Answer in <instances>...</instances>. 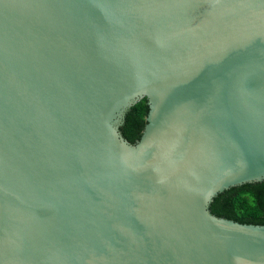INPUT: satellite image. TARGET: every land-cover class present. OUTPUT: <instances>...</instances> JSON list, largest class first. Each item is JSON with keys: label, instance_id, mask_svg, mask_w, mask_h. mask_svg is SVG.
Here are the masks:
<instances>
[{"label": "water", "instance_id": "obj_1", "mask_svg": "<svg viewBox=\"0 0 264 264\" xmlns=\"http://www.w3.org/2000/svg\"><path fill=\"white\" fill-rule=\"evenodd\" d=\"M263 181L264 0H0V264H264Z\"/></svg>", "mask_w": 264, "mask_h": 264}, {"label": "trees", "instance_id": "obj_2", "mask_svg": "<svg viewBox=\"0 0 264 264\" xmlns=\"http://www.w3.org/2000/svg\"><path fill=\"white\" fill-rule=\"evenodd\" d=\"M148 106L143 98L126 115L123 136L135 144L146 124ZM211 215L238 224L264 225V181L237 187L218 195L210 205Z\"/></svg>", "mask_w": 264, "mask_h": 264}]
</instances>
